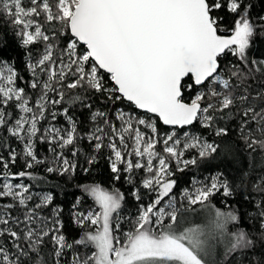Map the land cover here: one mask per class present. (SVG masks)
Returning <instances> with one entry per match:
<instances>
[{
	"label": "snow or ice",
	"instance_id": "obj_1",
	"mask_svg": "<svg viewBox=\"0 0 264 264\" xmlns=\"http://www.w3.org/2000/svg\"><path fill=\"white\" fill-rule=\"evenodd\" d=\"M250 8L246 0H29L28 4L0 0V20L11 25L20 46L29 49L30 75L21 87L17 81L23 77L0 61V130L5 134L0 145L7 150V159L0 155V264H62L61 257L74 246H83L90 254H73L70 264H234L237 255L243 257L240 264H264V197L250 214L254 231L249 233L236 227L240 222L236 212L211 205L210 198L221 188L224 196L231 195L227 182L218 176L210 185L184 190L179 201L170 195L176 181L170 179L169 160L183 171L181 164L197 162L182 160L185 151L198 149L203 159L216 153L219 145L185 133L182 150L181 141L167 135L162 152L158 151L156 125L120 109L115 112L118 125L107 112H92L95 126L87 139L96 152L108 149L113 180H120L124 172L130 182L131 173L143 169L147 175L141 186L155 194L150 203L141 205L123 238L115 235L119 224L113 228L124 200L119 189L80 186L96 210L74 214V222L85 231L69 243L61 232V210L52 207L53 196L35 194L18 182L36 179L28 170L45 163L37 155V142L47 144L53 154L55 166L46 167L48 173H75L77 164L64 152L76 157L75 146L85 138L72 115L77 106L91 108L81 89L100 93L112 104L127 101L164 125L180 128L199 121L211 129L217 120L214 114L226 113L239 121L241 138L249 148L264 150V89L253 93L247 83L264 72L260 66L264 61L253 60L246 72L233 66L226 76L219 63L223 54L230 53L247 66L251 40L258 31L264 32V16L253 23ZM221 10L232 16L230 26H222ZM36 44L42 48L33 57L31 46ZM107 81L111 86H105ZM194 86L207 91L185 102V92ZM61 116L64 123L58 127L55 122ZM140 125L151 135L146 136ZM214 134L226 136L228 131L217 127ZM13 141L19 150L11 146ZM18 160H23L24 170L13 172L10 164ZM93 162L94 157L89 158L88 164ZM256 190L264 192L259 185ZM133 196L140 199L136 192ZM197 205L207 212L200 222L185 215L197 212ZM219 243L225 248L220 260L214 258Z\"/></svg>",
	"mask_w": 264,
	"mask_h": 264
},
{
	"label": "trees",
	"instance_id": "obj_2",
	"mask_svg": "<svg viewBox=\"0 0 264 264\" xmlns=\"http://www.w3.org/2000/svg\"><path fill=\"white\" fill-rule=\"evenodd\" d=\"M29 0H25L28 4ZM246 3L251 4L249 10L250 17L253 23L258 22V18L264 16V0H246ZM219 15L224 17L222 26L227 27L232 23V16L227 14L226 11L221 10ZM222 35L229 33L221 32ZM42 45L36 44L31 46V54L33 57L38 55ZM29 55V49L20 46V41L15 35V29L7 24L4 20H0V61H6L11 64L15 70L23 77V81H17L21 86H25V82L30 79V75L26 68V61ZM255 60L257 64L264 61V32L258 31L252 38L250 48L247 50V66L230 53H225L219 58L220 71L222 75H227L233 66L241 71H248L252 66L251 62ZM264 68V64L260 65ZM106 75V74H105ZM187 81L186 83H190ZM247 83L251 85L250 91L255 93L257 90L264 89V72H258L254 78H250ZM105 86H111V82L107 81ZM81 95L86 96L85 103L91 104V108L77 106L72 111L73 118L77 122L78 131L84 135V139L80 140L76 148L79 149V154L72 157L69 151H65L64 155L77 164L75 173H65L59 175L56 172L48 173L45 169L48 166H55L53 163V154L48 150L47 144H40L37 142L36 152L41 160L45 163L36 165L33 169L28 171L36 177V179L24 178L22 181L29 186L30 190L35 194H51L53 196L52 207H58L61 212L59 219L63 225L61 232L67 238L69 243L78 239L85 229L80 228L74 222V214H87L90 210L95 211V205L89 199L81 185L100 184L102 187L111 189L113 187L119 189L124 195L122 207L119 210V220L114 216L113 228L115 229L119 224L118 231L115 235H123L124 232L129 231L131 227V220L134 219L138 213L141 205H147L155 198V194L144 189L142 180L147 175L143 169L131 173V181L128 182L126 177L127 173L121 172L120 180H113V174L110 171L109 151L107 148L101 149L99 152L93 150L92 144L87 139V133L95 126L91 120V114L94 111L107 112L108 118L113 123L119 124L115 119V112L117 109L124 111L126 114H131L134 118H143L149 120L157 127L160 137V143L157 145V150L162 152L163 139L167 135H173L175 139L181 141L179 150H182L183 143L185 142V133L188 137L196 136L202 141L206 140L209 143L219 145L216 153L201 159L198 155V149L192 148L184 152L182 160L196 159V164L187 165L186 167L181 164L183 171L177 170V163L175 160H169L170 169L173 175L170 179L176 181L173 192L170 195H175L179 201L181 193L184 190L190 189L192 184L198 182L200 185H210L213 177H219L221 181H226L231 195L224 196L223 189L215 193L210 198V203L216 208L227 211L233 210L239 215L240 222L236 227L243 228L249 233L254 231V225L250 214L254 215L256 212V202L264 197V192L256 190V186L264 188V150L259 146L249 148L248 145L241 138L239 131V121L237 119H230L226 113H215L217 117L216 123L213 128L206 129L201 127L199 121L194 122L189 128L177 130L171 128H164L156 119L148 114L137 111L134 106L123 101H117L115 104L105 102V96L100 93H85L84 90H79ZM206 92L205 87H193L191 92H185V102H189L190 97L194 96L197 92ZM223 115V119L219 117ZM59 127L64 123V118L61 116L55 122ZM141 131L150 136V130L145 126H139ZM217 127L226 128L228 135L215 136L214 129ZM251 127V126H250ZM4 132L0 130V136H4ZM131 144V141H128ZM250 142V141H249ZM11 146L19 150L18 145L13 141ZM0 155L7 159V150L0 145ZM94 157V162L89 165V158ZM131 159L135 160L136 157L132 156ZM13 172L24 170L23 160H18L15 165L10 164ZM123 168V165H121ZM84 169H88L85 173ZM133 192L139 195L140 199L137 200L133 196ZM247 197V198H246ZM179 199V200H178ZM79 200V203L77 201ZM2 203V201H0ZM200 209V206H196ZM50 212V210H48ZM193 213H186L185 215L190 218ZM235 231V227L232 228ZM122 238V237H121ZM224 244L219 243L215 246L214 258L218 260L223 258ZM66 255L61 257L62 264L64 261L71 262L73 254H78L83 257L90 254L89 250L83 246H74L73 249L66 250ZM243 257L237 255L234 264H240Z\"/></svg>",
	"mask_w": 264,
	"mask_h": 264
},
{
	"label": "rangeland",
	"instance_id": "obj_3",
	"mask_svg": "<svg viewBox=\"0 0 264 264\" xmlns=\"http://www.w3.org/2000/svg\"><path fill=\"white\" fill-rule=\"evenodd\" d=\"M154 163H157V162L154 161ZM203 186H206V185H200L198 182H196L195 184H192V185H191V187H190V189H188V191H189V192H193V191H195V188H197V187H203ZM182 193H183V192H182ZM182 193H181V195H182ZM180 198H181V196H180ZM180 198H179V199H180ZM167 199H168V198L166 197L165 200H167ZM179 199H178V200H179ZM206 215H207V212H206V211H200V210L198 209L197 212L193 213V214L190 216L189 220H193V221H196V222H200V221H203V220L205 219ZM117 236L123 238V235H120V234H119V235H117Z\"/></svg>",
	"mask_w": 264,
	"mask_h": 264
},
{
	"label": "water",
	"instance_id": "obj_4",
	"mask_svg": "<svg viewBox=\"0 0 264 264\" xmlns=\"http://www.w3.org/2000/svg\"><path fill=\"white\" fill-rule=\"evenodd\" d=\"M125 102H127V101H125ZM127 103H128V102H127ZM136 110L139 111V112H141V113H145V112H143V111H141V110H138V109H136ZM145 114H148V115H150V116L155 117L156 119H158L159 123H160L164 128H171V129L182 130V129H187V128H189V127L191 126V125H188V126H184L183 128H180V127H178V126L164 125V124L159 120V118L156 117L154 114H151V113H145Z\"/></svg>",
	"mask_w": 264,
	"mask_h": 264
}]
</instances>
